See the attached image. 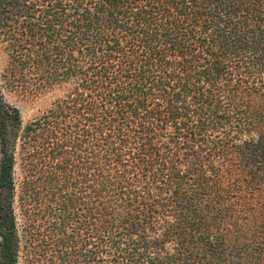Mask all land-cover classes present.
Listing matches in <instances>:
<instances>
[{"label": "trees", "instance_id": "obj_1", "mask_svg": "<svg viewBox=\"0 0 264 264\" xmlns=\"http://www.w3.org/2000/svg\"><path fill=\"white\" fill-rule=\"evenodd\" d=\"M0 43V264H264V0H0Z\"/></svg>", "mask_w": 264, "mask_h": 264}, {"label": "rangeland", "instance_id": "obj_2", "mask_svg": "<svg viewBox=\"0 0 264 264\" xmlns=\"http://www.w3.org/2000/svg\"><path fill=\"white\" fill-rule=\"evenodd\" d=\"M8 57L5 46L0 43V76L8 75ZM0 77V78H1ZM66 87H55L48 92L36 94L24 89L23 87H13L11 84L3 85V98L7 105L18 110L22 124L25 125L31 119L39 115L42 111L48 108L58 98L65 93ZM16 202V200H15ZM16 204V203H15ZM18 213L17 208L15 209ZM19 218V216L17 215ZM18 224L20 220L17 221ZM22 264H27L25 259ZM30 263V261H29Z\"/></svg>", "mask_w": 264, "mask_h": 264}]
</instances>
